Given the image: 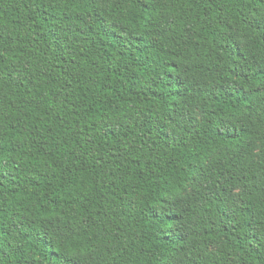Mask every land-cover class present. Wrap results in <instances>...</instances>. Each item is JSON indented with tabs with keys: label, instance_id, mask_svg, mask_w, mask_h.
Here are the masks:
<instances>
[{
	"label": "clouds",
	"instance_id": "clouds-1",
	"mask_svg": "<svg viewBox=\"0 0 264 264\" xmlns=\"http://www.w3.org/2000/svg\"><path fill=\"white\" fill-rule=\"evenodd\" d=\"M62 186L121 264H264V0H0V264L110 259Z\"/></svg>",
	"mask_w": 264,
	"mask_h": 264
},
{
	"label": "trees",
	"instance_id": "trees-1",
	"mask_svg": "<svg viewBox=\"0 0 264 264\" xmlns=\"http://www.w3.org/2000/svg\"><path fill=\"white\" fill-rule=\"evenodd\" d=\"M13 24H19V20L12 21ZM44 23L42 17H37L34 21V27L38 28L40 24ZM50 35V34H49ZM44 39V34L41 31L36 32V43ZM61 64L63 61L60 62ZM74 63V62H73ZM62 71V69H60ZM116 72H111V76H115ZM107 90H111L110 88ZM49 96L52 101L55 102V96L49 91ZM153 99H159L158 95H153ZM40 116H47V112H41L39 107L33 105ZM193 151H197L196 148ZM191 170V166H189ZM81 188L88 184L87 178L78 181ZM61 195L54 201H50L51 207L47 209L49 212H60L64 213L65 209H68L70 213H75V219L80 220L83 224L84 218L86 217L90 222L89 225H84L82 228L76 230V234L72 237V243L87 249H96L101 252L102 257H110V259H100L97 264H121L118 258V254L122 251L120 241L117 239L120 232L123 230L121 220L127 219V214L123 205L119 208V214L114 211L113 207L109 204V200L105 199L100 201L97 200L99 197H93L92 192L95 191L93 187L89 191L88 198L81 197L79 202L71 197L68 193L67 188L62 186L59 189ZM114 203L119 204V198H115ZM74 205V207H73ZM43 210V209H41ZM135 225V221H131ZM144 227H147V221H145ZM147 243V241H145ZM159 243L162 245H168L169 242L164 240L163 237L159 238ZM41 247H44L41 244ZM142 254H147L151 249L144 247L140 250ZM48 264H52V258L47 257ZM167 264V262H165Z\"/></svg>",
	"mask_w": 264,
	"mask_h": 264
}]
</instances>
